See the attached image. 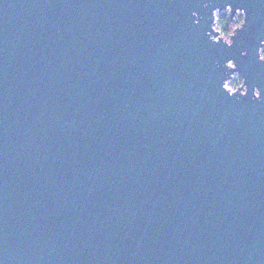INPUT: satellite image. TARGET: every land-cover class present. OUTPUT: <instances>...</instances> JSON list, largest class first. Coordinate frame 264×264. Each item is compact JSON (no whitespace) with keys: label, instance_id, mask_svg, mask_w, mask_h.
Segmentation results:
<instances>
[{"label":"water","instance_id":"obj_1","mask_svg":"<svg viewBox=\"0 0 264 264\" xmlns=\"http://www.w3.org/2000/svg\"><path fill=\"white\" fill-rule=\"evenodd\" d=\"M235 7L225 48L200 0H0L3 264H264V2Z\"/></svg>","mask_w":264,"mask_h":264},{"label":"clouds","instance_id":"obj_2","mask_svg":"<svg viewBox=\"0 0 264 264\" xmlns=\"http://www.w3.org/2000/svg\"><path fill=\"white\" fill-rule=\"evenodd\" d=\"M223 9L215 6L217 0H200V6L205 10V15L210 16V23L206 25L204 37L210 45H222L225 48H232L233 41L237 32L241 31L247 19L246 11L241 7H235L236 0H222ZM264 2V0H262ZM210 9V11H208ZM193 17L197 16V12L191 13ZM227 23H224V21ZM195 23V21H194ZM240 57H246L247 51H241ZM255 59L258 64L264 65V38L258 39L255 48ZM225 76L220 84L219 90L228 97L238 96L240 99L248 97L249 84L246 79L237 71V64L233 59H226L222 63ZM251 99L259 101L261 99V90L258 86H252ZM0 264L3 261L0 260Z\"/></svg>","mask_w":264,"mask_h":264},{"label":"trees","instance_id":"obj_3","mask_svg":"<svg viewBox=\"0 0 264 264\" xmlns=\"http://www.w3.org/2000/svg\"><path fill=\"white\" fill-rule=\"evenodd\" d=\"M224 23H227V21L225 20Z\"/></svg>","mask_w":264,"mask_h":264}]
</instances>
